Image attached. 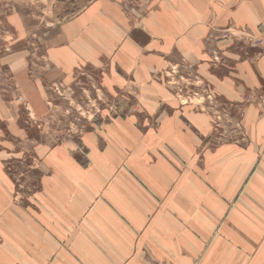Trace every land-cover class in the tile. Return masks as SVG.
Wrapping results in <instances>:
<instances>
[{
    "label": "crops",
    "instance_id": "crops-1",
    "mask_svg": "<svg viewBox=\"0 0 264 264\" xmlns=\"http://www.w3.org/2000/svg\"><path fill=\"white\" fill-rule=\"evenodd\" d=\"M126 1L64 25L56 56L100 73L113 116L86 163L60 156L68 221L10 216L0 264H264V0Z\"/></svg>",
    "mask_w": 264,
    "mask_h": 264
},
{
    "label": "rangeland",
    "instance_id": "rangeland-1",
    "mask_svg": "<svg viewBox=\"0 0 264 264\" xmlns=\"http://www.w3.org/2000/svg\"><path fill=\"white\" fill-rule=\"evenodd\" d=\"M94 1L0 0V244L10 236L6 227L35 215L68 221L63 200L60 216L51 213L50 195L66 193V178L76 179L60 168L63 153L86 163V142L100 143L98 130L113 116L114 99L100 73L71 69L56 56L66 40L64 25ZM126 2L142 16L154 3ZM257 32L251 43L264 50V27ZM21 210L28 219L10 217Z\"/></svg>",
    "mask_w": 264,
    "mask_h": 264
}]
</instances>
